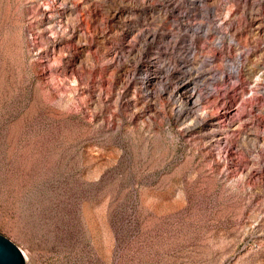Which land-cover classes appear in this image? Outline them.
<instances>
[{"label": "rangeland", "instance_id": "rangeland-1", "mask_svg": "<svg viewBox=\"0 0 264 264\" xmlns=\"http://www.w3.org/2000/svg\"><path fill=\"white\" fill-rule=\"evenodd\" d=\"M0 233L27 264H264V0H0Z\"/></svg>", "mask_w": 264, "mask_h": 264}, {"label": "water", "instance_id": "water-1", "mask_svg": "<svg viewBox=\"0 0 264 264\" xmlns=\"http://www.w3.org/2000/svg\"><path fill=\"white\" fill-rule=\"evenodd\" d=\"M0 264H27L22 249L0 233Z\"/></svg>", "mask_w": 264, "mask_h": 264}, {"label": "bare ground", "instance_id": "bare-ground-1", "mask_svg": "<svg viewBox=\"0 0 264 264\" xmlns=\"http://www.w3.org/2000/svg\"><path fill=\"white\" fill-rule=\"evenodd\" d=\"M187 89H188V84H183L181 87H180V92L181 91H187ZM192 90V89H191ZM188 92V91H187ZM191 92V91H190ZM184 93H186V92H184ZM193 94H194V91H192L190 94H189V97H192L193 96ZM209 114V113H208ZM209 117H211V115H208Z\"/></svg>", "mask_w": 264, "mask_h": 264}]
</instances>
